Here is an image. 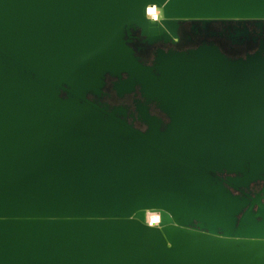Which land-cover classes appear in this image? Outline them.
<instances>
[{
	"label": "water",
	"instance_id": "obj_1",
	"mask_svg": "<svg viewBox=\"0 0 264 264\" xmlns=\"http://www.w3.org/2000/svg\"><path fill=\"white\" fill-rule=\"evenodd\" d=\"M0 264H264V0H0Z\"/></svg>",
	"mask_w": 264,
	"mask_h": 264
},
{
	"label": "flooded vegetation",
	"instance_id": "obj_2",
	"mask_svg": "<svg viewBox=\"0 0 264 264\" xmlns=\"http://www.w3.org/2000/svg\"><path fill=\"white\" fill-rule=\"evenodd\" d=\"M189 29V24L185 23V24H182L181 25V32H180V37H183L185 36V32L186 30ZM139 39H141L139 37ZM191 40H195L194 37L191 36ZM188 41L186 37H184V39H180L178 40V42L176 44H160V45H155L153 47L150 48V52L148 53H143L141 55V58L144 60V61H148L150 58H152L151 56V51L155 50L156 48L160 47V48H163V49H168V48H176V49H180L182 48L183 44ZM110 82V81H109ZM109 89H107L108 91ZM136 94V95H134ZM136 99H140V95L138 92H135L133 94H127L125 95L122 99H118L115 95V93L111 90H109V97L106 99L109 103L111 104H123V105H126L129 107V110L130 112H133L134 115L136 116V111H135V105H134V100ZM150 112L152 114H156L158 116H162V114H160L156 109H154L153 107L150 108ZM135 125L138 127V128H143V126L139 123V122H135ZM259 188V185H256V184H253L251 186V190L254 192L256 190H258Z\"/></svg>",
	"mask_w": 264,
	"mask_h": 264
},
{
	"label": "bare ground",
	"instance_id": "obj_3",
	"mask_svg": "<svg viewBox=\"0 0 264 264\" xmlns=\"http://www.w3.org/2000/svg\"><path fill=\"white\" fill-rule=\"evenodd\" d=\"M147 17L151 20H158L161 18V9L156 6L149 5L146 10ZM145 221L148 225H156L159 222V213L146 210Z\"/></svg>",
	"mask_w": 264,
	"mask_h": 264
}]
</instances>
